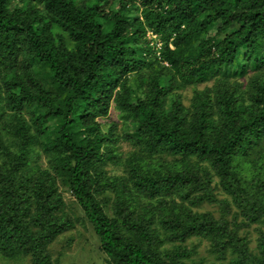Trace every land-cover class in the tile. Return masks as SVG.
<instances>
[{"label": "trees", "instance_id": "trees-1", "mask_svg": "<svg viewBox=\"0 0 264 264\" xmlns=\"http://www.w3.org/2000/svg\"><path fill=\"white\" fill-rule=\"evenodd\" d=\"M66 191L109 264H264V0H0L1 258Z\"/></svg>", "mask_w": 264, "mask_h": 264}, {"label": "rangeland", "instance_id": "rangeland-1", "mask_svg": "<svg viewBox=\"0 0 264 264\" xmlns=\"http://www.w3.org/2000/svg\"><path fill=\"white\" fill-rule=\"evenodd\" d=\"M150 35V34H149ZM156 37H154L155 39ZM156 45V43H155ZM204 87V86H203ZM201 87V88H203ZM183 103L189 107L191 105V99L193 97V89L188 88L182 91ZM112 117L116 122H119V131L122 129L121 120L116 117V112L112 109ZM116 118V119H115ZM122 151H130V147L124 144L121 147ZM63 196L68 204V209L74 215L76 226L72 228L68 233L59 237L56 242L50 246L49 251L52 255L54 262L58 264H109L107 257L101 251V244L99 238L96 236L91 225L85 221L82 209L76 203L75 198L68 191L63 193ZM206 211H212L219 215V208L207 207ZM250 238L252 240L251 247L256 248L259 243V232L254 228L250 230ZM194 245L198 246V252L201 256L206 257L208 260V248L207 243H200L197 240L193 241ZM26 260L14 261L6 260L0 257V264H27Z\"/></svg>", "mask_w": 264, "mask_h": 264}]
</instances>
